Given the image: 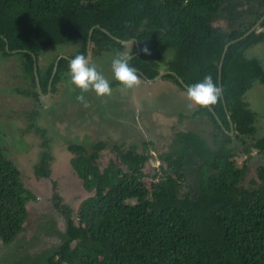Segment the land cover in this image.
Listing matches in <instances>:
<instances>
[{
  "label": "trees",
  "instance_id": "obj_1",
  "mask_svg": "<svg viewBox=\"0 0 264 264\" xmlns=\"http://www.w3.org/2000/svg\"><path fill=\"white\" fill-rule=\"evenodd\" d=\"M117 38L133 40L123 44ZM263 42L264 0H0V55H18L21 62L17 71H11L21 83L6 88L13 96L10 102L25 96L40 104L47 101L49 109L54 97L58 104L71 97L65 106L59 105L62 113L75 109L73 101L83 91L74 86L68 68V60L79 52L87 57L90 49L97 60L129 51L138 76L148 80L170 70L160 79L187 92L184 82L188 85L209 74L220 87L219 66L229 44L221 72L226 104L221 91L215 103L197 104L192 120L205 118L209 132H175L154 172L144 170L152 156L147 149L115 144L118 159L102 166L107 142L100 140L87 148L59 130L57 138L71 141L67 146L73 152L71 164L90 195L75 209L55 193L64 226L57 220L38 222L26 250L17 246L25 235L29 203L37 195L25 185L12 158L13 149L24 146L6 141V137L18 139L15 134L24 131L10 129L8 120L0 118V242L9 247L0 264H264V163L255 167L253 185L245 183L255 153L264 155L257 113L245 98L257 82L264 83L263 62L248 54ZM71 45V52L63 50ZM145 46L149 51L143 50ZM55 49L62 50L52 54ZM48 51L50 60L43 67L41 58ZM60 54L68 57L59 60L49 88ZM34 56L42 92H51L49 97L39 92ZM106 63L98 70L103 71ZM112 80L117 86L123 84ZM83 95L88 96L84 91ZM36 111L27 131L42 132V149L34 166L37 177L48 178L52 143L46 129L38 126ZM53 235L57 244L32 248Z\"/></svg>",
  "mask_w": 264,
  "mask_h": 264
},
{
  "label": "rangeland",
  "instance_id": "obj_2",
  "mask_svg": "<svg viewBox=\"0 0 264 264\" xmlns=\"http://www.w3.org/2000/svg\"><path fill=\"white\" fill-rule=\"evenodd\" d=\"M73 48V46L66 47L63 50L71 52ZM61 50H52V54L57 53L58 55ZM249 51V56L259 57L264 64V42L254 45ZM49 53L51 52L48 51V54L46 53V56L41 58L43 67L50 60ZM1 57L0 86L5 88H3V91L0 90V118L8 120L5 122L10 129L19 128L24 131L22 134H15L18 139L9 137L11 139L9 140L6 137V141L20 142L24 146L23 149L14 148L15 152L13 151L12 158L18 162L17 164L21 169V178L25 185L37 195L36 200L29 203L30 214L26 231L23 233L25 235L22 234L24 238L17 246L18 250H26L29 247V240L37 233L38 222L57 220L60 227L64 226V216L55 205L57 201L55 193L61 195L62 202L70 204L75 209L79 207L86 196L90 195V191L83 186V179L77 174L71 164L73 152L67 150V146L71 141H62L60 137L57 138L59 130H61L60 133L62 135H69L72 138V142L77 141L85 144L87 148H90L91 144L100 140L107 142L108 148L101 152L100 162L102 166L107 165L113 158L118 159L119 152L117 150L114 151L112 147L115 144L122 145V148H131L133 145L136 146L137 151H145L147 149L152 153V156L145 164L144 170L146 172H154L156 167L163 162L160 155L164 154L171 146L175 132L192 129L207 134L210 130V125L205 118H197L194 122L192 120V113L198 108L197 103L187 96L185 90H180L179 86L174 82L165 81L164 79L150 82L138 76L139 83L129 88L124 84L117 86L113 81L110 82L112 77L114 78L113 75H110L108 79L112 90L108 93L107 98L101 99L103 107L100 109L98 103H93L91 100L103 97L104 94L97 95L92 88L84 91L85 94L89 90L91 92L85 97L87 104L84 101H82L83 103L77 102L78 99L75 97L72 107L78 108L76 111L73 108H69L62 113L61 107H59L61 104L65 106V101L71 100V97H68V99L64 98L59 104L55 103L56 101L58 102L59 98L54 97L52 103L54 107L50 106L49 109H46L47 101L40 104L39 101L25 96H20L18 100L10 102L13 96L6 91V88L12 90L13 88L11 87L13 85L21 83L18 81L19 77L12 75L13 71L19 69L21 62L18 61L20 60L18 55ZM111 60L112 58L105 56L98 58L93 63L98 68L101 63L107 62L103 67L105 71L101 70L105 75V73L112 71ZM106 67L109 68L107 69ZM140 81L142 82L140 83ZM74 86L77 85L74 84ZM176 88L178 89L176 90ZM50 93L42 96L49 97ZM59 93L57 91L56 95H59ZM123 95L124 100H121L120 96ZM72 97H74L73 93ZM245 98L257 113L256 126L258 134L264 135V83L257 82L246 93ZM35 109L38 112L37 124L41 129H46L47 136L50 139V143H52L53 160L51 162V176L48 178L37 177L34 166L42 149V132L41 130L39 132L27 131L28 122L31 120ZM101 109L104 112H109L114 117H102ZM83 113L84 115L82 116ZM118 116L122 119H118ZM101 118L104 120H101ZM11 132L14 131L12 130ZM1 140H5L4 135H1ZM255 154H257V158L264 157V155L259 153ZM244 158L245 156L239 157L238 163L242 164ZM255 167L256 165L252 164V170L245 180L248 186L253 185L254 179L257 180ZM57 243L58 238L53 235L40 241V244H37L39 248H34L35 246L32 248L37 251L46 248L47 245L53 246ZM7 250H9V247L0 242V256Z\"/></svg>",
  "mask_w": 264,
  "mask_h": 264
},
{
  "label": "clouds",
  "instance_id": "obj_3",
  "mask_svg": "<svg viewBox=\"0 0 264 264\" xmlns=\"http://www.w3.org/2000/svg\"><path fill=\"white\" fill-rule=\"evenodd\" d=\"M143 50L145 52L149 51L146 46ZM130 60L131 55L129 51H118L111 60L113 76L129 88L139 83L137 69L130 63ZM68 68L71 81L83 91L92 88L97 95L111 92L112 89L110 87L109 79L103 74V72L98 70L95 63L90 62L89 58L86 57L84 53L79 52L72 56L68 60ZM83 91L77 96V99L84 101L86 104L87 101L85 100ZM219 94L220 87L210 74L187 85V96L199 105L215 103ZM83 115L84 113L82 116Z\"/></svg>",
  "mask_w": 264,
  "mask_h": 264
},
{
  "label": "water",
  "instance_id": "obj_4",
  "mask_svg": "<svg viewBox=\"0 0 264 264\" xmlns=\"http://www.w3.org/2000/svg\"><path fill=\"white\" fill-rule=\"evenodd\" d=\"M261 20H262V18L255 24V26H253L252 27V29L251 30H249V31H247L242 37H244V36H246V35H248V34H250L254 29H255V27L256 26H258L259 24H260V22H261ZM92 33H93V29H91V31H90V37H89V43H88V48H89V45H90V42H91V37H92ZM118 40H120L121 42H125V40H123V39H120V38H117ZM131 41H132V39H131ZM136 41L138 42V40L136 39ZM129 42V41H128ZM8 43H7V48H8ZM137 46H138V54L139 53H141V48H140V46H139V43H137ZM228 46H229V44H227L226 45V47H225V51H224V53H223V56H222V59H221V63H220V73H219V84H220V91H221V95H222V97H223V100H224V103L226 104V101H225V98H224V93H223V89H222V75H221V72H222V65H223V60H224V57H225V53H226V49L228 48ZM90 52H91V50L90 49H88V54H87V57L89 58L90 57ZM137 53H135L134 55H136ZM64 56H67V55H64ZM68 57V56H67ZM61 59V56L60 57H58V59L56 60V62H55V66H54V71H53V76H52V78H51V80H50V84H49V88H51V83H52V80H53V77H54V75H55V73H56V71H57V68H58V64H59V60ZM34 72H35V74H36V80H37V84H38V87H39V92L41 93V95H46V94H44L43 92H42V89H41V84H40V76H39V72H38V61H37V57L36 56H34ZM168 72H170V70H161L154 78H149L148 80H150V81H155V80H158V79H160L163 75H165L166 73H168ZM144 74V73H143ZM145 75V74H144ZM180 80L182 81V82H184L181 78H180ZM186 87H187V84L184 82L183 83ZM212 108V107H211ZM213 110V109H212ZM226 110H227V107H226ZM214 113H215V115L218 117V115H217V113L214 111ZM218 119H219V121L221 122V119L218 117ZM230 120H231V118H230ZM230 133L231 134H234V125H233V122H232V120H231V131H230Z\"/></svg>",
  "mask_w": 264,
  "mask_h": 264
},
{
  "label": "flooded vegetation",
  "instance_id": "obj_5",
  "mask_svg": "<svg viewBox=\"0 0 264 264\" xmlns=\"http://www.w3.org/2000/svg\"><path fill=\"white\" fill-rule=\"evenodd\" d=\"M133 40V39H132ZM131 41V40H125V42L123 43V44H126V43H129V42ZM135 54V53H134ZM134 54H132V55H134ZM64 55H67V54H60L58 57H60L61 56V58L64 56ZM68 56V55H67ZM90 58H92V56H90L89 57V59ZM58 59V58H57ZM95 62L96 60H93V58H92V62ZM110 74H112L113 75V73H110ZM113 78V77H112ZM111 81H113L112 79H111ZM110 81V82H111ZM121 82V81H120ZM142 81H140V83H141ZM123 83V82H122ZM89 93H91L90 92V90H89V92L87 93V95H89ZM107 96H108V93H105L104 94V96L103 97H97V98H95V99H93V100H91V102H93V103H98V107H99V109L100 108H102L103 106H102V103H101V99H104V98H107ZM121 97V100L123 99L124 100V95L123 96H120ZM113 98V97H112ZM88 103V102H87ZM86 103V104H87ZM101 111H102V117H108V118H111V117H114L112 114H109V112H104V110H102L101 109ZM118 119H122L121 117L119 118V116H118ZM101 120H104V119H102L101 118ZM254 159L256 160L253 164H255L256 165V167L259 165V164H261V163H264V157H262V158H257V156L256 155H254Z\"/></svg>",
  "mask_w": 264,
  "mask_h": 264
}]
</instances>
